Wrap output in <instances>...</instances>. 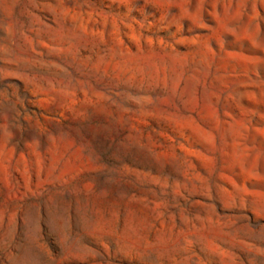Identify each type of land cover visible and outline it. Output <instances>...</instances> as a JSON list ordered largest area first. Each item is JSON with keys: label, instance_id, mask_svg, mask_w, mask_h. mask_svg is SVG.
<instances>
[{"label": "rangeland", "instance_id": "374dc122", "mask_svg": "<svg viewBox=\"0 0 264 264\" xmlns=\"http://www.w3.org/2000/svg\"><path fill=\"white\" fill-rule=\"evenodd\" d=\"M0 264H264V0H0Z\"/></svg>", "mask_w": 264, "mask_h": 264}]
</instances>
